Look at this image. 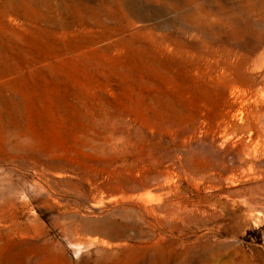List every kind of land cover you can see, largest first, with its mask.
<instances>
[{"label": "rangeland", "instance_id": "374dc122", "mask_svg": "<svg viewBox=\"0 0 264 264\" xmlns=\"http://www.w3.org/2000/svg\"><path fill=\"white\" fill-rule=\"evenodd\" d=\"M47 1L0 0V264H264V0Z\"/></svg>", "mask_w": 264, "mask_h": 264}, {"label": "bare ground", "instance_id": "6f19581e", "mask_svg": "<svg viewBox=\"0 0 264 264\" xmlns=\"http://www.w3.org/2000/svg\"><path fill=\"white\" fill-rule=\"evenodd\" d=\"M6 1L8 3L16 5L18 3L26 2L27 0H6ZM31 2H32V4L36 5L35 6L36 8L38 7V9H39V8L44 7V5H46L49 1H47V0H31ZM166 190H167V188H165V187L160 190L161 195H158V197H159L158 201H161V200H163V198H165V195H164L165 192L164 191H166ZM163 192H164V194H163ZM150 203H151L150 201L145 202V204H150Z\"/></svg>", "mask_w": 264, "mask_h": 264}]
</instances>
